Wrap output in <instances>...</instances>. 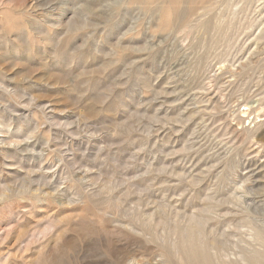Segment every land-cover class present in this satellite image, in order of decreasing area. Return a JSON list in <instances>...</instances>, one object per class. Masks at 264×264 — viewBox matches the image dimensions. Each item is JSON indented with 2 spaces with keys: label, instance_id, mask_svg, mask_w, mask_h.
<instances>
[{
  "label": "rangeland",
  "instance_id": "rangeland-1",
  "mask_svg": "<svg viewBox=\"0 0 264 264\" xmlns=\"http://www.w3.org/2000/svg\"><path fill=\"white\" fill-rule=\"evenodd\" d=\"M0 264H264V0H0Z\"/></svg>",
  "mask_w": 264,
  "mask_h": 264
}]
</instances>
